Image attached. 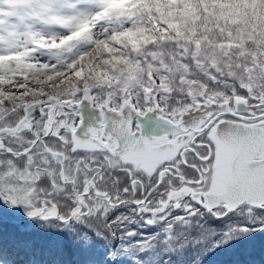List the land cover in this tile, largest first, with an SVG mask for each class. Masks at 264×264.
<instances>
[{
	"label": "snow or ice",
	"instance_id": "6c2138e0",
	"mask_svg": "<svg viewBox=\"0 0 264 264\" xmlns=\"http://www.w3.org/2000/svg\"><path fill=\"white\" fill-rule=\"evenodd\" d=\"M0 264H264V0H0Z\"/></svg>",
	"mask_w": 264,
	"mask_h": 264
}]
</instances>
